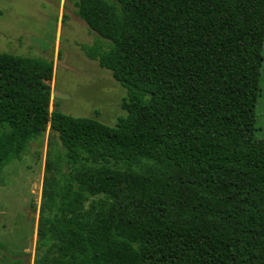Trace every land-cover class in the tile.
Returning <instances> with one entry per match:
<instances>
[{"label": "trees", "instance_id": "16d2710c", "mask_svg": "<svg viewBox=\"0 0 264 264\" xmlns=\"http://www.w3.org/2000/svg\"><path fill=\"white\" fill-rule=\"evenodd\" d=\"M77 7L128 91L115 126L50 109L54 60L0 53V176L53 131L34 264H264V0Z\"/></svg>", "mask_w": 264, "mask_h": 264}, {"label": "rangeland", "instance_id": "374dc122", "mask_svg": "<svg viewBox=\"0 0 264 264\" xmlns=\"http://www.w3.org/2000/svg\"><path fill=\"white\" fill-rule=\"evenodd\" d=\"M78 0H0V53L54 60L50 109L95 118L115 126L127 115L128 91L83 46L111 41L92 30L77 14ZM258 150L264 151V64L257 105ZM50 126L14 159L0 176V264H32L42 199Z\"/></svg>", "mask_w": 264, "mask_h": 264}, {"label": "crops", "instance_id": "0c3cea01", "mask_svg": "<svg viewBox=\"0 0 264 264\" xmlns=\"http://www.w3.org/2000/svg\"><path fill=\"white\" fill-rule=\"evenodd\" d=\"M34 257H35V256H34ZM32 264H34V262H33Z\"/></svg>", "mask_w": 264, "mask_h": 264}]
</instances>
